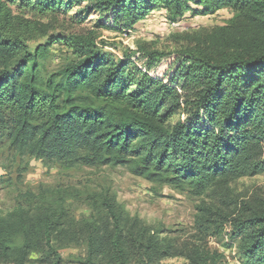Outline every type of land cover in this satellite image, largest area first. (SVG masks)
<instances>
[{"label": "trees", "instance_id": "1", "mask_svg": "<svg viewBox=\"0 0 264 264\" xmlns=\"http://www.w3.org/2000/svg\"><path fill=\"white\" fill-rule=\"evenodd\" d=\"M75 1L95 10L93 26L133 30L157 9L173 22L227 7L222 26L194 34L178 64L153 68L172 54L142 48L138 57L115 56L97 46L96 33L50 36L44 19ZM60 42L75 59L41 75L40 61ZM177 113L185 119L171 123ZM21 154L68 166L122 164L157 185L201 196L233 179L264 171V0H0V137ZM237 202L230 214L205 207L201 226L228 222L247 264H264V200ZM108 222L88 234L82 264H157L182 256L186 264H217L202 246L179 252L138 219L104 200ZM54 213L33 217L18 206L0 217V264H65L56 237L65 231ZM22 236L21 246L15 242ZM35 261V260H34Z\"/></svg>", "mask_w": 264, "mask_h": 264}, {"label": "rangeland", "instance_id": "2", "mask_svg": "<svg viewBox=\"0 0 264 264\" xmlns=\"http://www.w3.org/2000/svg\"><path fill=\"white\" fill-rule=\"evenodd\" d=\"M87 5V2L75 1L65 12L45 18L51 24L49 36L31 42V48L48 41L50 36H85L95 32L99 48L112 53L116 59L125 55L138 57L140 66L146 62L142 48L171 53L153 68L164 75L178 64V53L186 50L196 32L225 25L234 14L232 9L224 7L206 15L188 14L183 20L173 22L162 8L138 22L135 29L122 32L93 26L98 12L87 11ZM50 50L40 61L44 77L59 72L75 59L73 49L66 44L56 42ZM185 118L186 114L177 113L170 121L175 123ZM108 198L125 210L129 224L138 219L179 252L186 247L202 246L221 255L217 264H247L237 241L232 239L231 225L225 222L221 227L205 229L201 226V217L205 207L220 208L224 214H230L237 202L264 200V171L233 179L221 188L213 187L195 196L189 189L152 183L134 175L122 164L68 166L57 159L41 161L21 154L6 136L0 137V217H10L18 206L33 217L46 211L60 216L65 231L56 237V245L65 264H82L80 260L89 251L88 234L108 222L103 204ZM22 242L19 236L15 245L21 246ZM39 257L41 253H34L29 264H38ZM157 264H186V259L165 257Z\"/></svg>", "mask_w": 264, "mask_h": 264}]
</instances>
